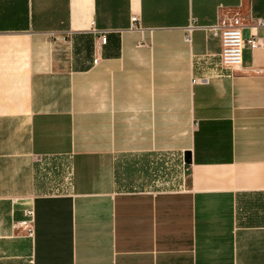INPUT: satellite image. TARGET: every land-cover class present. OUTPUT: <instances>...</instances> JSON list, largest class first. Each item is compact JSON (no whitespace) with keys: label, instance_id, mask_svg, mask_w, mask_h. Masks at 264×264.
<instances>
[{"label":"crops","instance_id":"obj_1","mask_svg":"<svg viewBox=\"0 0 264 264\" xmlns=\"http://www.w3.org/2000/svg\"><path fill=\"white\" fill-rule=\"evenodd\" d=\"M227 12L259 35L264 0H0V264H264V50L220 66Z\"/></svg>","mask_w":264,"mask_h":264},{"label":"built area","instance_id":"obj_2","mask_svg":"<svg viewBox=\"0 0 264 264\" xmlns=\"http://www.w3.org/2000/svg\"><path fill=\"white\" fill-rule=\"evenodd\" d=\"M221 9V7H218ZM245 19L237 13L227 12L219 13L211 25L204 27V30L212 36L219 39L220 51L218 54V63L225 69L238 71L241 66V52L244 48L250 50H264V17L249 19L248 27L260 30L259 35L250 34L246 37L242 36L241 29L245 26ZM130 25L138 27V19L135 16L130 17ZM193 25L190 23L185 27L186 34L183 39L189 42L190 30ZM105 36L100 34L98 37V45L103 44ZM96 63V58L92 61ZM200 81V80H199ZM197 81H193L196 83ZM31 216L30 211L26 212ZM30 235V233H29Z\"/></svg>","mask_w":264,"mask_h":264},{"label":"water","instance_id":"obj_3","mask_svg":"<svg viewBox=\"0 0 264 264\" xmlns=\"http://www.w3.org/2000/svg\"><path fill=\"white\" fill-rule=\"evenodd\" d=\"M186 154L183 155L182 160H184L185 162H187V160H185Z\"/></svg>","mask_w":264,"mask_h":264}]
</instances>
